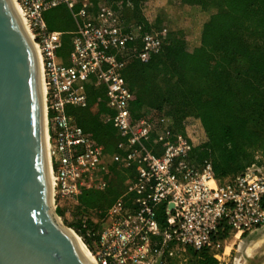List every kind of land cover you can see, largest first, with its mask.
Masks as SVG:
<instances>
[{
	"label": "built area",
	"instance_id": "built-area-1",
	"mask_svg": "<svg viewBox=\"0 0 264 264\" xmlns=\"http://www.w3.org/2000/svg\"><path fill=\"white\" fill-rule=\"evenodd\" d=\"M14 1L40 59L54 207L65 201L66 212L73 214L82 189L108 187L112 165L130 170L125 190L112 204L103 213L90 210L81 220L96 264H169L174 259L181 264L188 248L219 259L221 242L233 231L240 236L264 225V149L256 150L243 170L218 179L211 161L197 160L182 133L194 116L180 127L158 110L133 116L134 96L123 72L167 44L170 30L164 23L147 20L145 30L143 23L124 17L117 0ZM61 5L75 23L65 59L57 55L63 32L50 30L44 17ZM89 78L104 89L109 111L100 119L119 136L109 162L104 146L68 113V108L88 105ZM88 222L98 226L95 232Z\"/></svg>",
	"mask_w": 264,
	"mask_h": 264
},
{
	"label": "trees",
	"instance_id": "trees-1",
	"mask_svg": "<svg viewBox=\"0 0 264 264\" xmlns=\"http://www.w3.org/2000/svg\"><path fill=\"white\" fill-rule=\"evenodd\" d=\"M162 6L157 3L153 20L155 26L164 23L166 13ZM115 7L123 12L126 19L134 18L144 24L145 30L149 28L141 12L140 1L117 0ZM54 9L58 12L51 17L46 13L45 20L50 30L63 32L62 44L57 52L58 58L62 59L70 49L69 43L67 53L63 51L64 36L73 31L74 23L67 19L65 6ZM58 16L59 20L56 19ZM161 16L164 19H160ZM239 60L253 77L260 80L264 93V0H222L219 10L209 15L202 24L197 46L188 50L181 33L170 30L167 44L158 53L146 62L132 61L123 72L134 96V117L158 110L163 115L174 116L175 125L180 127V120L185 116H194L193 121L181 129L182 133L188 137L192 154L197 160L207 158L211 161L214 176L218 179L243 170L253 160L254 152L264 149V122L261 121L264 106L258 112L248 114L240 113L237 108L239 95L231 79L237 77L233 68ZM186 73L210 79L212 85L191 92L190 96L183 98L175 112L170 90L184 81ZM85 88L88 105L85 108H68V113L84 131L104 146V161L109 162V155L116 151L119 136L113 126L104 123L99 116L109 111L105 106L104 89L97 86L92 78L85 81ZM95 104L98 108L94 111ZM111 171L113 178L107 188H84L78 196L79 205L74 212L76 218L69 226L86 245L90 241L81 220L92 209L103 213L122 192L120 186L124 174H130V170H115L114 165ZM55 211L61 215L64 209L57 206ZM159 221L162 222L160 217ZM87 227L95 232L98 226L88 222ZM187 257L186 262L217 264L205 251L188 248ZM169 264L180 262L174 259Z\"/></svg>",
	"mask_w": 264,
	"mask_h": 264
},
{
	"label": "water",
	"instance_id": "water-1",
	"mask_svg": "<svg viewBox=\"0 0 264 264\" xmlns=\"http://www.w3.org/2000/svg\"><path fill=\"white\" fill-rule=\"evenodd\" d=\"M38 50L0 0V264H96L55 211Z\"/></svg>",
	"mask_w": 264,
	"mask_h": 264
},
{
	"label": "rangeland",
	"instance_id": "rangeland-1",
	"mask_svg": "<svg viewBox=\"0 0 264 264\" xmlns=\"http://www.w3.org/2000/svg\"><path fill=\"white\" fill-rule=\"evenodd\" d=\"M150 2L153 3L152 9L149 13L147 12L150 20L155 17L157 3L162 4L166 13L164 15V24L169 30L181 33L188 50H191L198 44L202 24L209 15L217 12L222 4V0H150ZM56 10L58 9H51V11L48 10L49 12L46 11L44 17L46 13L50 17L55 15L56 12H58ZM66 14H68L67 19L73 24L74 21L69 10ZM59 18L60 16L56 19L59 20ZM69 38L70 34L66 33L64 36L65 47L63 48V51H66V53L69 48ZM66 56H64V59ZM233 70L237 77H232L231 84L239 95V100L237 101L238 111L246 114L254 111L258 112L259 109L264 106V103L262 102V100H264V93L261 89L260 80L253 77V75L247 71L246 66L242 64L241 60L234 65ZM211 85L212 82L210 79L186 73L184 81L178 83L174 89L171 88L170 90L172 96L171 102L174 108L173 111L176 112L179 109L183 98L190 96L191 92L198 88L205 86L209 87ZM169 117L174 122V116L173 118L171 116ZM191 117L192 115L185 116L180 120V125L184 122L185 124L188 123L191 120ZM261 121L264 122V110ZM128 181L129 174L125 173L120 186L122 191L125 190ZM58 216L61 222L69 228V225L73 223L76 218L74 213L70 214L66 212L65 209L62 211V214ZM92 219L95 220V216H93ZM72 230L74 231V229ZM74 233L83 241L75 231ZM223 246L226 248L225 253L222 254L221 252L224 249ZM212 258L216 260L217 264H264V225L246 231L240 236H235V231H233L225 241L221 242L219 259ZM181 264L196 263L194 261H189Z\"/></svg>",
	"mask_w": 264,
	"mask_h": 264
},
{
	"label": "bare ground",
	"instance_id": "bare-ground-1",
	"mask_svg": "<svg viewBox=\"0 0 264 264\" xmlns=\"http://www.w3.org/2000/svg\"><path fill=\"white\" fill-rule=\"evenodd\" d=\"M12 1H13V3H14V7H15V9H16V12H17L18 16L20 17L21 22L25 25L24 18H23V16H22V14H21V12H20L18 6L16 5V3H15L14 0H12ZM25 26H26V25H25ZM41 89H42V93H43L44 88H43V84H42V75H41ZM46 147H47V144H46ZM47 152H48V150H47ZM47 157H48V153H47ZM48 168H49V170H50L49 165H48ZM49 176H50V171H49ZM49 179H50V178H49ZM50 183H51V179H50ZM75 238L79 241V243H80V244L82 245V247L85 249L86 253H87L88 256L90 257V259L92 260V262H94V260H93V258H92V256H91V254L89 253V250H88V248L86 247V245L84 244V242H83V241H82L77 235H75Z\"/></svg>",
	"mask_w": 264,
	"mask_h": 264
},
{
	"label": "crops",
	"instance_id": "crops-1",
	"mask_svg": "<svg viewBox=\"0 0 264 264\" xmlns=\"http://www.w3.org/2000/svg\"><path fill=\"white\" fill-rule=\"evenodd\" d=\"M152 7H153V3L152 2H149V1H146V2H140V8H141V12H142V14H143V16H144V18L146 19V20H150V18L148 17V13L150 12V10L152 9ZM67 8V7H66ZM145 8H146V10H145ZM148 12V13H147ZM74 28H75V24H74ZM199 38H200V35H199ZM198 44H199V41H198ZM197 44V45H198ZM196 45V46H197ZM63 59V58H62ZM66 202L65 201H62L61 200V202H60V208H62V209H65V208H67L66 207Z\"/></svg>",
	"mask_w": 264,
	"mask_h": 264
}]
</instances>
